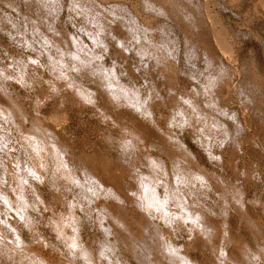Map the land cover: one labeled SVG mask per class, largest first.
I'll return each mask as SVG.
<instances>
[{"label":"rangeland","instance_id":"374dc122","mask_svg":"<svg viewBox=\"0 0 264 264\" xmlns=\"http://www.w3.org/2000/svg\"><path fill=\"white\" fill-rule=\"evenodd\" d=\"M0 264H264V0H0Z\"/></svg>","mask_w":264,"mask_h":264},{"label":"bare ground","instance_id":"6f19581e","mask_svg":"<svg viewBox=\"0 0 264 264\" xmlns=\"http://www.w3.org/2000/svg\"><path fill=\"white\" fill-rule=\"evenodd\" d=\"M2 149H3V148H2ZM4 156H5V155H4ZM7 156H8V155H7ZM161 201H162V200H161ZM143 204H144V203H143ZM168 212H169V211H168ZM178 214H179V213H178ZM168 246H169V245H168ZM175 248H176V247H175ZM175 248H174V249H175ZM170 250H171V249H170ZM178 251H179V250H178ZM178 254H179V253H178ZM174 255H175V254H174ZM173 259H174V258H173ZM180 259H181V258H180ZM175 263H176V262H175ZM178 263H180V262H178Z\"/></svg>","mask_w":264,"mask_h":264}]
</instances>
